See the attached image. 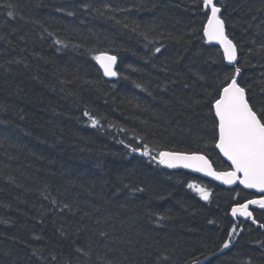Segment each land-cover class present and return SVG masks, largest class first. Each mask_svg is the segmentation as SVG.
Listing matches in <instances>:
<instances>
[{
	"label": "trees",
	"instance_id": "obj_1",
	"mask_svg": "<svg viewBox=\"0 0 264 264\" xmlns=\"http://www.w3.org/2000/svg\"><path fill=\"white\" fill-rule=\"evenodd\" d=\"M219 6L234 65L203 37L199 0H0V264H264V210L231 218L258 196L126 147L230 170L206 101L240 67L264 107V0Z\"/></svg>",
	"mask_w": 264,
	"mask_h": 264
},
{
	"label": "snow or ice",
	"instance_id": "obj_2",
	"mask_svg": "<svg viewBox=\"0 0 264 264\" xmlns=\"http://www.w3.org/2000/svg\"><path fill=\"white\" fill-rule=\"evenodd\" d=\"M199 3L206 16L203 37L209 43L219 44L223 50V59L230 65H234L237 62L238 48L226 34L225 20L221 16L222 8L219 6L220 0H199ZM8 15L12 16L13 13L8 12ZM56 43L59 44L61 41L57 40ZM261 47L264 48V45ZM160 51L161 48L155 49L157 53ZM94 59L100 64L105 76H118L115 70L117 56L101 52L95 55ZM240 75L241 68L235 67L232 73L225 75L224 81H221L219 90L214 96L208 93L211 99L206 101L213 118L212 132L215 147L231 162L229 171H215L208 157L198 152L189 154L161 151L154 157L147 144H143L142 147H133L129 144L126 147L133 153H140L149 159L158 160L159 164L169 168L183 166L203 172L223 181L224 184L232 185L238 182L246 189H256L264 194V107H258L252 101L248 89L238 82ZM84 115L89 116V113L85 112ZM90 120L92 127L99 125L95 117H90ZM188 187L198 192L203 200L209 199L210 193L204 187L196 184H189ZM133 191H143V189L136 188ZM250 205H258L264 209V195L257 199L246 200L244 203H235L231 208L232 217L239 215L256 223L253 211L249 210ZM260 226L264 227V224ZM236 232L237 225L233 224L228 233L229 237H233ZM230 245L231 239H228L221 245V249H228ZM193 264L196 262L193 261Z\"/></svg>",
	"mask_w": 264,
	"mask_h": 264
},
{
	"label": "water",
	"instance_id": "obj_3",
	"mask_svg": "<svg viewBox=\"0 0 264 264\" xmlns=\"http://www.w3.org/2000/svg\"><path fill=\"white\" fill-rule=\"evenodd\" d=\"M205 40H206V39H205ZM206 42H207V40H206ZM207 44L218 46V47L221 49L222 53H223L222 48H221L220 45L217 44L216 42H211V43L207 42ZM97 63H98V62H97ZM228 64H229V63H228ZM98 65L100 66L99 63H98ZM100 67H101V66H100ZM101 69H102V68H101ZM115 69H116V65H115ZM102 71H103V69H102ZM112 79H114V77H108V80H112ZM217 149H218V148H217ZM218 152H219V154L221 155V157L223 158V160L226 161L227 164L230 165L231 162L228 161L227 158L224 157L222 153H220L219 149H218ZM163 166H164L166 169H169V170H183V171L189 172V173H191V174H194V175H197V176L203 177V178H205V179H207V180H210V181H212V182H215V183L219 184L220 186H222V187H224V188H227V189H234V188H236V187H241V188L244 189L245 191H247V192H251V193H254V194H256V195L259 196V197H260L261 195H264V194H262V193H259L256 189H246V188H244L243 185H240L238 182H237L236 184H232V185L224 184L223 181H221V180H217V179H215L214 177L208 176V175H206V174L203 173V172H198V171H195V170H193V169L184 168L183 166H177V167H174V168H169V167H167L166 165H163ZM213 168H214V167H213ZM214 170H215V169H214ZM215 171H216V170H215ZM259 197H257V198H259ZM257 198H254V199H257ZM255 209L264 210V209H261L258 205H250V206H249V210L253 211V210H255ZM253 216H254V215H253ZM231 218H232V219L241 218V219H243V220H245V221H250L251 223H253L251 219H248V218H245V217H242V216H239V215H237V217H232V215H231ZM254 224H256V223H254Z\"/></svg>",
	"mask_w": 264,
	"mask_h": 264
},
{
	"label": "bare ground",
	"instance_id": "obj_4",
	"mask_svg": "<svg viewBox=\"0 0 264 264\" xmlns=\"http://www.w3.org/2000/svg\"><path fill=\"white\" fill-rule=\"evenodd\" d=\"M231 39V38H230ZM111 55V54H110ZM238 56V55H237ZM116 65H117V63H116ZM107 77V76H106ZM107 79H108V77H107ZM218 150V149H217ZM209 159V158H208ZM210 160V159H209ZM213 165V164H212ZM214 167V166H213ZM215 169V168H214ZM216 170V169H215ZM173 171H177V170H173ZM217 171V170H216ZM217 172H219V171H217ZM237 219H240V220H243V219H241V218H237ZM237 219H235V220H237ZM245 221V220H244Z\"/></svg>",
	"mask_w": 264,
	"mask_h": 264
}]
</instances>
